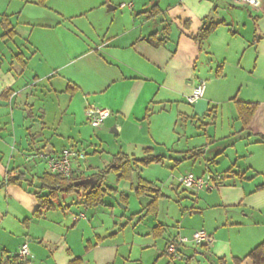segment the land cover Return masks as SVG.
<instances>
[{
  "label": "crops",
  "instance_id": "1",
  "mask_svg": "<svg viewBox=\"0 0 264 264\" xmlns=\"http://www.w3.org/2000/svg\"><path fill=\"white\" fill-rule=\"evenodd\" d=\"M231 1V20L240 16L244 25L254 26L255 34L251 11L255 6ZM225 2L46 0L41 4L40 0H0V264H223L221 259L225 264H254L247 255L264 241V179L240 167L237 160L228 173L213 172L206 165L199 174L214 176L213 187L208 190L220 186L224 203L203 205L198 195L193 197L192 207L177 201L180 213L203 216L196 226L206 230L214 241L210 245L191 241L180 246L173 258L166 252L168 242L180 235L192 239L196 231L183 227L188 218L180 228L161 223L159 213L146 214L145 208L140 215L118 211L116 204L107 203L106 198L105 204L87 208L81 204L80 196L64 199V204L60 202L41 217L35 216L39 205L35 195L40 185L38 178L47 171V163L44 158H29L33 153L74 148L88 154V143L107 142L114 134L112 157L118 153L143 157L145 149L150 148L153 154L165 157L163 163L168 158H183L182 152L187 150L180 146L188 133V123H194L209 103L222 104L218 90L215 92L208 85L195 103H189L187 97L204 80L200 69L206 64L209 69L218 64L216 77L209 79V85L217 82L220 87L221 79L227 77L220 62L226 57L215 56L212 48L222 39L231 46L234 39L227 32L218 39V30L230 26L224 15L218 17L228 6ZM31 7L45 15V23L35 20L44 15L25 17ZM71 7L77 8V13L67 18L65 12ZM261 7L264 8L263 2L256 9L261 11ZM241 9L245 11L242 13ZM84 15L87 18H77ZM4 16L9 17L12 36H4ZM222 20L227 25L217 27L202 44L195 40L203 22L209 25ZM229 30L232 35L237 34L233 26ZM154 33L165 36L166 41L153 45L147 37ZM34 61L36 69L45 73L36 74L35 81L29 83L23 75ZM53 92L64 106L56 118L49 117L42 102L46 93ZM229 100L235 103L238 99ZM90 106L108 108L111 115L94 127L86 115ZM245 130L251 143L264 144V107L256 111ZM245 130L242 125L241 131ZM219 147L220 142L215 139L213 145L204 148L202 156ZM221 152L223 149L218 151ZM202 156L192 160L197 163ZM75 166L81 168L79 174L89 175L90 165L86 168L80 160ZM12 171L24 173L34 185L8 183ZM122 182L116 183L121 186ZM125 196L121 195L123 201ZM126 207L130 209L129 196ZM211 207H225L232 213L243 207L242 215L248 217L249 225L259 228L237 244L230 232H223L229 222L221 223L218 217L212 220L210 212L206 213ZM160 224L167 227L163 235L156 236L154 229ZM25 243L30 254L22 260L18 252Z\"/></svg>",
  "mask_w": 264,
  "mask_h": 264
},
{
  "label": "rangeland",
  "instance_id": "2",
  "mask_svg": "<svg viewBox=\"0 0 264 264\" xmlns=\"http://www.w3.org/2000/svg\"><path fill=\"white\" fill-rule=\"evenodd\" d=\"M225 1V3H228V6L226 7L225 12L222 11L218 17L223 18L222 15H224V17L228 19L230 23V29L233 26L234 30L237 31V34L232 35L230 33L229 27H221L217 32L219 34L218 39L220 38L221 33H229V35L234 38L230 43L231 46H228V40L222 39L218 42H215L214 46L212 47L215 56L226 57V60H224V58H222V61L220 60L225 68V74H227V77L221 79L222 81H220V87L222 88L219 87L217 82H210L209 85V79L211 77H216V69L218 64L213 63V68L209 69L207 64L204 62L206 65L200 69L202 71L201 77L204 79L203 81L206 82V86H210L213 91L216 89L215 92L218 90V97L221 99L220 101H222V104L217 106L214 103H209L205 109L202 110L200 117L196 119L194 123L189 122L187 129L188 133L182 139L181 146L179 145L181 149L187 151L193 150L195 148L204 149L208 145H213L214 140L217 139L218 142H220V147L211 148L213 149L211 152H208L207 155L200 158V163H194L192 159L183 160L182 158L179 161H176L175 159L168 158L164 163H154L150 166L141 167L138 172L135 173L133 181L123 180L121 186H118L116 183L118 182L116 181V173H108L106 184L113 188H117L119 192L109 193L106 197V201L107 203H115L118 211H132L137 212L138 215H140L139 212H141L144 208L146 209L151 197L147 195L138 197L135 195L132 188L134 184L136 185L138 177L141 176L150 181H154L162 189L164 197L161 198L159 202V208L156 213H159L160 215L159 221L161 223H168L169 225L175 224L181 228L180 224L182 222L184 223V220L188 218L186 224H184L183 227H185V229L195 231L200 229L197 228L196 223L201 221L203 216H196L192 215L191 213H188L191 215L180 213L177 201L180 200L182 205L192 207L194 205L193 197L198 195L201 197L203 205H207V203H224L220 197L222 188L220 186L216 188L214 187V190H208L207 188H202L199 190L185 188L184 186L180 185L179 177L190 172L199 175L203 172L206 165L210 167L213 172H219L221 174L228 173V170L237 160L239 165H241L240 167H243L245 170L247 169L248 172L255 174L256 177L261 175L259 177L264 179V144L251 143L248 137V132L246 130L241 131L243 124L237 118V108L234 105L235 103H232V101L230 102L229 100L232 97H237L238 100H246L257 103L258 109L264 107V8L261 7V11L256 9V7H258L257 4L255 8L251 9L255 17H253V22L256 23V32L254 34V26L251 28L249 25H244L246 22L242 20L240 16L238 17L237 15L235 16L234 21L231 20L233 18L229 9L232 1ZM262 2L264 4V0H258L259 6ZM76 11L77 8L75 7L67 8L65 12L67 15L66 17L68 18V15L77 13ZM244 11L245 10L241 9L242 13ZM52 14L53 16L57 17L54 12H52ZM36 15L41 16L44 14L40 10L33 7H31L28 12H25V17L29 19L34 18ZM256 16H258V18H256ZM44 17L45 15L43 18L35 20H40L45 23L46 20ZM77 18H87V16L84 15ZM175 30H178L177 26H175ZM1 32L2 30L0 28V33ZM248 37L251 38V40ZM228 47L230 51H228ZM7 64L9 63L6 61L5 65L8 66ZM16 64L18 65L17 62ZM44 73V70L36 69L34 61L32 64H29L28 69L23 75V79L26 82L28 81L29 83H33L35 81L36 74L43 76ZM42 99L45 109H47L49 112V117H60L61 112L64 111V106L61 105L60 99L54 95V92L49 94L46 93ZM214 106L216 107L214 108ZM207 109H209V111ZM205 111H208L207 116L203 117ZM209 113L212 115H208ZM215 113H217V117H215ZM256 121L258 120H255V122ZM184 124L185 122H181V125ZM181 125H179V128L185 131L184 126ZM111 135H113L112 139L107 142L101 143V141L96 140L93 145L88 143L86 149L91 146L87 152L88 154H85V152L82 151V153L85 155V158L82 160V162L85 163L87 166L86 168H88L90 165L89 175L101 171L113 160L114 156L112 157L111 153L114 152L111 150V148L115 143V137L114 134ZM219 149H223L224 152L218 153V151H220ZM41 153L42 152L33 153L29 156V158L33 160L40 158L39 155ZM87 163H89V165H87ZM192 191H195L193 195ZM47 192L49 191L47 190ZM121 195H127L130 197L129 210L126 207L124 201L121 199ZM77 197H79L77 192L60 193L59 199H56L55 203L57 204L58 202H62L64 204V199L66 201H70L72 198ZM226 209L227 208L225 207H211L206 210V213L210 212L209 215L211 216L212 220L214 217H218V219L221 220V223H227L228 221L230 225L224 226L226 229L223 230V232H230L233 241L237 242V244L242 243L252 230L259 228L258 226L256 227V225H249L248 217H244V215H242V210L244 209L243 207L240 208V210H237L236 213H232L231 209V211H226ZM168 210H170L169 213ZM150 218H153V216H150ZM206 218H208L207 214ZM233 221H241L243 223L233 224ZM232 227L235 228L231 229Z\"/></svg>",
  "mask_w": 264,
  "mask_h": 264
},
{
  "label": "trees",
  "instance_id": "3",
  "mask_svg": "<svg viewBox=\"0 0 264 264\" xmlns=\"http://www.w3.org/2000/svg\"><path fill=\"white\" fill-rule=\"evenodd\" d=\"M46 0H40L41 4H44ZM1 24L6 29L4 36L13 35V29L8 16H4ZM220 25H227L225 21H219L215 23H210L201 28L198 34L195 36V40L202 44L208 36ZM149 42L155 46H160L166 41V37H161L154 33L147 37ZM76 87L74 86L73 89ZM237 113L240 121L243 124V130H245L253 119L257 109L258 104L250 101L235 100ZM261 142L264 143V136L261 137ZM183 160L196 159L204 154L203 148H195L193 150H188L182 152ZM165 157L162 155L153 154L152 149H145V155L143 157H135L128 155L126 153H118L114 156L113 160L101 171L93 173L91 175L74 174L71 177H64L60 174H53L49 171L43 173L42 176L38 178L39 190L35 192L36 198L38 200V207L35 211V216L41 217L47 210L54 208L57 204L56 199H59L60 193H70L77 192L82 198L81 204L87 208L95 207L105 204V198L111 192L116 191V189L108 186L106 184L107 174L110 172H115L117 175V181H133L135 173L141 167L149 166L154 163H163ZM229 172V171H228ZM241 178L244 175L239 174ZM84 178H90L91 182L88 184H80L78 186L75 183ZM8 183H27L29 186H33L34 182L32 179L27 178V176L22 172H9L7 179ZM262 186L261 188H263ZM133 191L136 196H150L151 201L146 206V214H156L159 208V202L164 194L155 182L146 180L143 177H138L136 185L133 187ZM49 191L47 194H43V191ZM125 196V195H122ZM124 203L127 204V196H125ZM165 225H158L155 227L154 232L156 236L163 235L165 231ZM177 239V237L173 238ZM167 252V251H166ZM174 256L172 255V258ZM254 264H264V241L261 242L257 247H255L248 255ZM78 262V261H77ZM221 262L225 264V260L221 259Z\"/></svg>",
  "mask_w": 264,
  "mask_h": 264
},
{
  "label": "built area",
  "instance_id": "4",
  "mask_svg": "<svg viewBox=\"0 0 264 264\" xmlns=\"http://www.w3.org/2000/svg\"><path fill=\"white\" fill-rule=\"evenodd\" d=\"M236 4H247L251 6H256L258 0H233ZM124 5V4H123ZM206 88V82L201 80L198 85L193 90V93L187 97V101L191 104L195 103L199 98L204 95ZM86 115L88 122L94 126L98 127L103 124V122L111 115V111L105 107H95L90 106L86 110ZM40 158H44L47 163V171L53 174H60L64 177H71L74 174H79V168L75 165L78 164L80 160L85 158V155L77 149L65 148L56 153H41ZM218 177L216 180H219ZM214 176L208 175H196L194 173H188L179 177L180 185L185 188H193L196 190L207 188L211 189L213 187ZM82 216H84L82 214ZM193 242L196 245H210L214 241V237L210 235L206 230L199 229L196 230L192 236V239L186 236H178L177 239H171L167 244V253L176 256L179 252L180 246H183L189 242ZM30 254L29 246L25 243L18 256L25 260Z\"/></svg>",
  "mask_w": 264,
  "mask_h": 264
},
{
  "label": "water",
  "instance_id": "5",
  "mask_svg": "<svg viewBox=\"0 0 264 264\" xmlns=\"http://www.w3.org/2000/svg\"><path fill=\"white\" fill-rule=\"evenodd\" d=\"M206 22H203V27L205 26ZM91 182L90 178H84L82 180H79L75 183L76 186L80 185V184H88Z\"/></svg>",
  "mask_w": 264,
  "mask_h": 264
}]
</instances>
